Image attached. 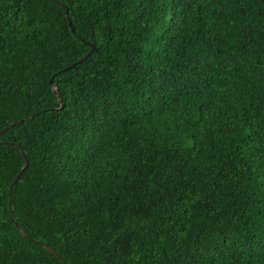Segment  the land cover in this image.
I'll return each instance as SVG.
<instances>
[{
	"label": "trees",
	"instance_id": "obj_1",
	"mask_svg": "<svg viewBox=\"0 0 264 264\" xmlns=\"http://www.w3.org/2000/svg\"><path fill=\"white\" fill-rule=\"evenodd\" d=\"M0 264H264V0H0Z\"/></svg>",
	"mask_w": 264,
	"mask_h": 264
},
{
	"label": "water",
	"instance_id": "obj_2",
	"mask_svg": "<svg viewBox=\"0 0 264 264\" xmlns=\"http://www.w3.org/2000/svg\"><path fill=\"white\" fill-rule=\"evenodd\" d=\"M64 16H65V18L67 17V10H66V8H65V11H64ZM67 24H68V26H69V28H70V31L71 32H73V28H72V25H71V23H70V21H67ZM94 49V45H91V49L82 57V58H80L79 60H82L84 57H86L87 55H88V53L91 51V50H93ZM48 84H51V77L48 79ZM53 91H54V93H57V91H56V89L54 88L53 89ZM15 123V122H14ZM13 123V124H14ZM10 125H12V124H10ZM9 125V126H10ZM21 154H22V157H23V159H24V163H23V165H22V167H21V170L22 169H24L25 168V166L27 165V161H26V158H25V156H24V154H23V152L21 151ZM14 182V180L9 184V186H8V193H9V189H10V187H11V185H12V183ZM8 209H9V218L10 219H12V215H11V210H10V206H8ZM14 224H15V226L17 227V229L20 231V233L23 235V236H26L25 235V233L21 230V228L19 227V225L16 223V222H14ZM35 242H37L40 246H42L43 248H45L46 250H48L49 252H52V253H54V251L52 250V249H50L47 245H45V244H43V243H41V242H39V241H36L35 240Z\"/></svg>",
	"mask_w": 264,
	"mask_h": 264
},
{
	"label": "clouds",
	"instance_id": "obj_3",
	"mask_svg": "<svg viewBox=\"0 0 264 264\" xmlns=\"http://www.w3.org/2000/svg\"><path fill=\"white\" fill-rule=\"evenodd\" d=\"M54 88H55V87H53L52 90H53ZM55 89H56V88H55ZM56 91H57V89H56ZM53 92H54V91H53ZM56 94H57V93H56Z\"/></svg>",
	"mask_w": 264,
	"mask_h": 264
}]
</instances>
